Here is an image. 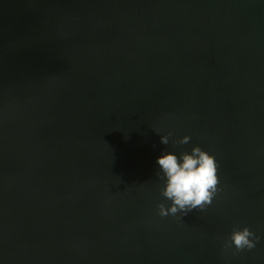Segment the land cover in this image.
Listing matches in <instances>:
<instances>
[{
  "label": "water",
  "instance_id": "1",
  "mask_svg": "<svg viewBox=\"0 0 264 264\" xmlns=\"http://www.w3.org/2000/svg\"><path fill=\"white\" fill-rule=\"evenodd\" d=\"M196 146L222 191L161 218ZM0 264H264V0H0Z\"/></svg>",
  "mask_w": 264,
  "mask_h": 264
},
{
  "label": "clouds",
  "instance_id": "2",
  "mask_svg": "<svg viewBox=\"0 0 264 264\" xmlns=\"http://www.w3.org/2000/svg\"><path fill=\"white\" fill-rule=\"evenodd\" d=\"M159 135V130H154ZM174 133L169 131L160 136L161 143L168 145L170 142L176 145H185L191 142L190 136L182 139H171ZM159 171L157 178L163 182L161 195L171 202L170 206L164 203L157 205L158 215L161 218L169 216L177 217L182 213L186 217L193 211L205 212L213 205L217 195L222 191L220 187L219 169L220 165L216 156L196 146L191 153L182 152L162 154L157 161ZM261 237L257 236L249 227L241 228L233 226L228 237L222 242L224 252L238 255L245 249L252 251L256 248Z\"/></svg>",
  "mask_w": 264,
  "mask_h": 264
}]
</instances>
